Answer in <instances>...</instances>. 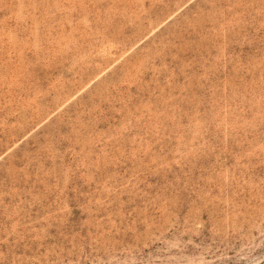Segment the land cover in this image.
Wrapping results in <instances>:
<instances>
[{"label":"rangeland","instance_id":"obj_1","mask_svg":"<svg viewBox=\"0 0 264 264\" xmlns=\"http://www.w3.org/2000/svg\"><path fill=\"white\" fill-rule=\"evenodd\" d=\"M0 264H264V0H0Z\"/></svg>","mask_w":264,"mask_h":264}]
</instances>
